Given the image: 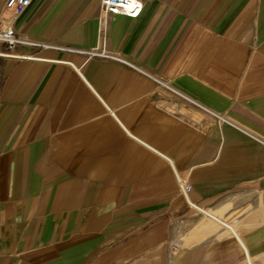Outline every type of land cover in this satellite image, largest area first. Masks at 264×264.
<instances>
[{
  "label": "crops",
  "instance_id": "obj_1",
  "mask_svg": "<svg viewBox=\"0 0 264 264\" xmlns=\"http://www.w3.org/2000/svg\"><path fill=\"white\" fill-rule=\"evenodd\" d=\"M5 1L0 264H264V0Z\"/></svg>",
  "mask_w": 264,
  "mask_h": 264
},
{
  "label": "built area",
  "instance_id": "obj_2",
  "mask_svg": "<svg viewBox=\"0 0 264 264\" xmlns=\"http://www.w3.org/2000/svg\"><path fill=\"white\" fill-rule=\"evenodd\" d=\"M31 2L32 0H6L4 3V8L5 10L10 11L14 15H16L27 8ZM100 6L104 12H108L111 14H127L134 16L139 11V5L135 0H100ZM0 42L6 43L7 47L9 49H12L20 41L15 37L13 29L7 26L5 28H0ZM84 53L89 57H111L102 50H91ZM189 190V185H184L182 187V191L184 193H187Z\"/></svg>",
  "mask_w": 264,
  "mask_h": 264
}]
</instances>
